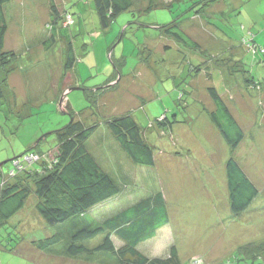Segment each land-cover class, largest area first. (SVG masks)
I'll return each mask as SVG.
<instances>
[{
    "label": "rangeland",
    "instance_id": "374dc122",
    "mask_svg": "<svg viewBox=\"0 0 264 264\" xmlns=\"http://www.w3.org/2000/svg\"><path fill=\"white\" fill-rule=\"evenodd\" d=\"M59 2L72 14L73 24H52L49 0H12L3 5L7 23L3 47L21 57L15 62L17 72L10 76L13 87H5L7 96L0 97V162L7 160L0 174L6 173L12 157L25 151L54 153L55 130L67 124L73 113L87 126L97 124L87 146L115 182L126 185L123 195L137 198L139 192L138 196L153 198L159 192L169 200L176 188L199 189L179 193L193 204L187 207L190 203L183 201L181 205V210L194 216L193 222L160 229L156 239L144 242V249L138 245L141 252L163 254L172 239L182 264H264V247L254 250L255 258L237 248L247 243L264 246V86L242 88L229 78L227 68L236 63L240 79H263L264 51L246 50L242 38L252 36L264 46V0H157L150 10H145L148 0H132V7L116 15L105 29L92 0H55L58 7ZM170 22L208 55L164 34L160 27ZM68 43L75 59L65 70L63 47ZM200 60L207 71L201 67L194 72L191 68ZM222 78L226 84L222 98L245 132L233 151L207 113L214 109L207 87L217 88ZM111 80H118L115 88H98L115 82ZM122 114L135 119L153 147L152 166L132 163L111 136L105 121ZM163 116V121L173 123L172 129L157 121ZM231 155L259 190L249 207L235 217L229 208L224 210L228 199L224 164ZM121 160L130 166L132 182L120 181L113 169ZM118 172L129 179L123 170ZM209 192L215 197L211 215L203 212ZM36 200L31 194L0 225V264H117L110 252H105L104 263L97 257L70 259L61 254L69 244L67 226L45 223L34 209ZM114 203L102 204L89 215L110 216L116 211ZM77 228L69 230L73 233ZM55 232L62 239L53 250L41 252L34 247V239ZM102 238L96 235L87 244ZM117 240L114 235L116 245Z\"/></svg>",
    "mask_w": 264,
    "mask_h": 264
},
{
    "label": "trees",
    "instance_id": "16d2710c",
    "mask_svg": "<svg viewBox=\"0 0 264 264\" xmlns=\"http://www.w3.org/2000/svg\"><path fill=\"white\" fill-rule=\"evenodd\" d=\"M9 1L12 0H0V97L4 99L7 96L5 87H9L8 77L12 72L17 71L18 66L15 62L21 57V54L14 52L13 49H4L3 47L7 32L3 5ZM92 2L99 24L103 29L110 25L116 15L132 7V0H92ZM157 4V0H148L145 10H150ZM48 10L54 17L51 21L52 24L69 26L74 23L72 14L69 11H64L60 7V2L58 7L55 0H49ZM46 24L49 25L48 22ZM160 28L164 34L172 37L176 42H180L190 49L202 50V56L208 55L176 23L170 22ZM56 35H50L51 39L56 40L54 38ZM242 42L246 50L264 51V46L255 43L252 36L249 40L243 37ZM63 51H65L66 57L63 68L67 70L72 67L75 59L70 43L63 47ZM201 67L207 68L200 60L191 69L198 72ZM238 67L239 65L236 63L227 67L229 78L236 79V83L239 82L240 87L248 90L263 88L264 77L261 80L244 76L240 79L237 77L239 74H236L239 73ZM209 79L212 82V75H209ZM113 81L115 80H111V82ZM117 82L118 80L98 88L106 91L115 88ZM221 82L222 84H216L217 88L214 84L207 87L208 95L214 105V109L207 110V113L214 128L233 151L244 139L245 132L222 98V91L226 87L224 78L221 79ZM227 88L230 87L227 86ZM64 90H67V86L63 87ZM66 105L68 108V104ZM163 118L164 116L157 121L160 122ZM190 120L192 121L191 118ZM162 122L169 129L172 128L171 121L162 120ZM105 125L118 143L120 150L132 163L148 166L155 163L153 147L147 143L140 127L130 114L110 117L105 121ZM96 129L97 124L87 126L79 117H75V114L71 113L70 121L55 130L56 150L54 153L46 154L30 150L12 157L6 173L0 174V225L5 224V221L18 212L28 197L34 193L37 199L34 209L45 223L50 225L62 223L67 226L65 236L67 235L69 244L65 245L63 253H61L65 256H86L90 259L94 253L102 251L104 259L107 257L104 255L105 252H110L115 257L117 264H182L174 244L169 245L165 254L159 253L153 256L144 254L137 247L140 242L153 238L156 232L168 223L165 199L159 192L153 198L138 196L139 192L137 198L135 194L133 198L123 195L127 189L126 185L117 184L98 163L87 146V140ZM31 155H36L37 158L28 161L26 158ZM121 157L123 158V155ZM6 161H1L0 167ZM124 162L121 160L118 164H114L113 169L118 173L120 181L132 182L131 170L128 169L130 166ZM120 170H123L124 174H128L129 179L122 177L123 173L118 172ZM225 179L229 211L233 217L239 216L249 207L259 194V190L247 177L233 155L225 162ZM122 196L125 197L126 202H123ZM109 199L111 202H115L113 208L116 211L112 215L101 216L97 219L89 215L91 210ZM128 199H130L129 202H127ZM158 216L161 217L160 220H156ZM100 218L103 220L99 221ZM69 226L80 228L72 233ZM99 234L103 236L101 242L94 245L87 244V241ZM114 235L122 239V245L115 244ZM61 239V234L55 232L52 235L34 239L32 242L34 247L40 251L43 249L51 251ZM263 247V245L247 243L237 248L245 253L244 256L255 258L252 257L254 250H260Z\"/></svg>",
    "mask_w": 264,
    "mask_h": 264
},
{
    "label": "crops",
    "instance_id": "0c3cea01",
    "mask_svg": "<svg viewBox=\"0 0 264 264\" xmlns=\"http://www.w3.org/2000/svg\"><path fill=\"white\" fill-rule=\"evenodd\" d=\"M62 69H63V65H62ZM17 72V71H16ZM15 73V72H14ZM19 73V72H18ZM13 74V72L10 74V76ZM10 76L8 77V85H9V87H13V83H12V81L10 80ZM65 91V90H64ZM172 129V128H171ZM224 172H225V164H224ZM182 190H190V191H194V192H197L199 189L198 188H196V187H194V186H187V187H183V188H181V187H179V188H176V189H174V191H173V193H172V196H171V198L169 199V200H167V199H165V202H166V206H167V214H168V223L164 226V227H169V228H171V230H172V227H174L175 229L176 228H178V226L180 227V226H182V225H184V226H188L189 225V221H190V219H191V222H193V219H194V216H191V215H189V214H186V210H185V208H183V210H181V205H182V203H183V201L184 202H189L190 204L187 206V207H192V203L190 202V200L189 199H182L181 197H180V195H179V193L182 191ZM202 192V194H204V195H206V193L204 192V190H202L201 191ZM175 194V195H174ZM123 197V196H122ZM164 197V196H163ZM120 198H121V196H120ZM124 198L125 197H123V201H124ZM206 199L204 200V210H203V212H205L206 214L207 213H210V215L212 214V205L214 204V196H212V193L211 192H209V193H207V197H205ZM204 198H202V200H203ZM111 200L109 199V200H106V201H104V203H103V205H105L107 202H110ZM167 202H168V204H167ZM102 205V204H101ZM229 207H228V203H226V205H225V207H224V210L226 211L227 209H228ZM124 209V208H123ZM99 211H102V210H98V212ZM182 213H185L186 215H182ZM101 220H99V221H102L103 219L102 218H100ZM173 220H175V221H173ZM181 222H183V223H181ZM163 227V228H164ZM162 229V228H161ZM160 230V229H159ZM158 230V231H159ZM158 231L156 232V234H155V236L153 237V238H151V239H156V236H157V233H158ZM173 238V237H172ZM151 239H148V240H146V241H143V242H140L139 244H142L141 246H142V248L144 249V242H147V241H149V240H151ZM118 242H117V245H122L123 244V241H122V239L120 238L119 240H117ZM138 244V245H139ZM171 244H174L175 245V242H174V240H172L171 239V243L169 244V245H171ZM138 245H137V247H138ZM169 245L166 247V250H165V252L167 251V249H168V247H169ZM176 246V245H175ZM176 249H177V253H178V247L176 246ZM140 250V249H139ZM42 252V251H41ZM165 252L163 253V254H165ZM99 253L100 252H97V253H94L93 254V257H97V260H100V261H102V263H104L105 262V259L104 258H102L103 257V253H101L100 255H99ZM152 253V256L154 255V254H156V253H158V252H156V251H152L151 252ZM50 254H53V253H50ZM179 254V253H178ZM57 255H59V254H56V255H54V256H57ZM101 256V257H100ZM80 258H83V259H85V258H87L86 256H78V257H70V259H80ZM98 263V262H97Z\"/></svg>",
    "mask_w": 264,
    "mask_h": 264
},
{
    "label": "built area",
    "instance_id": "2783aa9c",
    "mask_svg": "<svg viewBox=\"0 0 264 264\" xmlns=\"http://www.w3.org/2000/svg\"><path fill=\"white\" fill-rule=\"evenodd\" d=\"M35 158H37L36 155H31V156H28L26 159H27L28 161H30V160L35 159Z\"/></svg>",
    "mask_w": 264,
    "mask_h": 264
},
{
    "label": "water",
    "instance_id": "95a60500",
    "mask_svg": "<svg viewBox=\"0 0 264 264\" xmlns=\"http://www.w3.org/2000/svg\"><path fill=\"white\" fill-rule=\"evenodd\" d=\"M69 89V88H68ZM1 164V163H0Z\"/></svg>",
    "mask_w": 264,
    "mask_h": 264
}]
</instances>
